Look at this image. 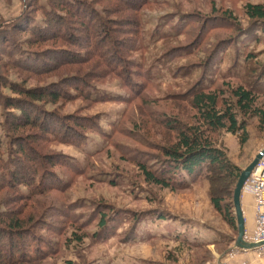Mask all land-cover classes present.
<instances>
[{
    "label": "rangeland",
    "instance_id": "374dc122",
    "mask_svg": "<svg viewBox=\"0 0 264 264\" xmlns=\"http://www.w3.org/2000/svg\"><path fill=\"white\" fill-rule=\"evenodd\" d=\"M260 2L264 0H146L137 11L121 12L112 8L116 1L106 0L101 5L109 10L106 17H114L118 23L138 16L141 31L126 38L131 46L126 47L127 58L133 63L129 70L112 73L106 69L101 76L104 69L95 55L92 63L79 68L65 65L54 73L35 74L15 63L32 50L58 55L60 51L52 48H66L67 44L28 46L25 41L31 32L12 29L23 14L28 18L22 19V27L27 21L31 26H43L49 0H0V183L14 170L6 127L9 108L1 98L16 97L10 84L45 87L67 80L73 83L90 71L94 76L86 84L90 98L72 88L71 98L37 103L63 116L90 120L86 121L95 129L89 127L75 143L54 138L45 141V154L65 157L53 168V184H45L39 175L36 180L42 182L34 185L37 191L19 186L29 206L25 215L37 205L34 223L27 226L30 232L23 239L28 242V252H52L43 264H208L217 261L214 250L221 254L226 250L221 262L227 258L238 225L237 230L232 228L217 212L212 194L216 186L224 191L226 201L234 203L238 181L226 186L225 180H219L224 187L212 184L203 174L188 188L170 190L149 183L141 165L156 171L162 159L159 146L177 141L178 131L169 128L167 121L200 125L194 95L215 93L220 107L234 108V91L243 86L260 103L264 101V80L259 76L264 72V31L246 12L247 3ZM3 32L15 39L18 51L13 42L1 40ZM113 47L105 42L99 49L110 63H115ZM8 49L15 52L8 55ZM237 115L242 117L240 112ZM247 119L249 140L244 146L239 136L204 127L216 147L224 149L242 170L254 159L249 157L251 152L264 147L258 118ZM17 196L14 188L4 186L1 208L24 205L26 201ZM233 211L236 216L235 207ZM103 215L108 220L105 240L96 237V232L103 234L99 225ZM15 241L22 244L19 238ZM9 242L3 239L4 245Z\"/></svg>",
    "mask_w": 264,
    "mask_h": 264
},
{
    "label": "trees",
    "instance_id": "16d2710c",
    "mask_svg": "<svg viewBox=\"0 0 264 264\" xmlns=\"http://www.w3.org/2000/svg\"><path fill=\"white\" fill-rule=\"evenodd\" d=\"M105 1L49 0L50 9L44 10L45 21L43 26H31L30 22L27 21L26 27H22L24 22L22 19L28 18L26 14H23L13 24L12 29L16 32H31V36L25 41L28 46L60 41L66 43L67 47L52 48L53 51H60L58 55L62 54L65 57L57 58L58 55L47 54L45 50H32L27 55L18 57L15 63L17 62L19 66H23L35 74L40 72L54 73L57 72L58 68L65 65H70L73 68L78 66L79 68L83 63L90 62V59L95 55L100 57L99 60L102 63L100 65L104 69V72H99L101 76H104L107 70L112 73H117L115 72L117 70L120 73L129 70L133 63L127 58L126 47L131 46L126 38L130 34L134 36L140 33L141 21L137 16L133 19L127 17L125 21L117 23L116 18L106 17L105 12L109 10L107 7L101 6ZM112 1L117 2L116 6H112L113 10L117 9L121 12L137 11L146 2V0ZM99 5L102 9L97 7ZM246 12L251 20L258 23V29L264 31V3H247ZM122 25L126 27H120ZM62 27L64 32H61ZM1 40H4L5 44L13 42L14 48H19L15 39L5 36L4 32L1 33ZM105 42L114 46L115 63H110L105 53L99 50ZM120 47H124V49ZM14 50L8 49L7 54L11 55ZM93 64L96 65L97 63L94 62ZM90 72L83 74V77L76 79L73 83L67 80L62 84L54 83L53 85L34 88L15 82L10 84V88L16 97L2 96L1 98L2 104L9 108L6 116V127L10 138L8 142L12 149L10 163H13L14 170H9L8 175L0 183V190L4 186L14 188L18 199L26 201L22 190L19 189L20 185L30 186L33 191H37L34 185H39L42 182V180H36L39 175L45 184L52 185L53 168L64 162L65 157L62 159V156L56 157V155L45 154L43 151L45 141L54 138L55 140L75 143L82 136L80 134H84L83 132L89 127L93 126L92 129H95L94 124L87 122L90 120L83 119L78 115L63 116L57 112L48 111L37 104L39 101L57 102L66 97L71 98L72 88L90 98L92 94L86 86L90 82L88 79L94 77ZM259 76L260 79L264 80V72ZM0 85H3L1 78ZM234 94L237 98L234 108L232 105L220 107L215 93L194 95L193 104L200 114V125L198 124V126H187L177 119L167 121L169 128L178 131V139L171 146H159V155L162 156V159L159 160L160 165L156 171H149L146 165H141L149 183L176 190L188 188L194 180L203 174H206L212 184L218 183L224 187L238 181L242 171L241 167L229 158L224 149L216 147L204 129L205 126H208L213 130L223 129L227 133L237 135L240 138L241 146H244L249 140V121L247 118H258L259 126L264 130V101L260 103L259 97L251 89H246L243 86H239ZM12 108L13 111H11ZM237 112L241 113V118ZM47 179L49 181H46ZM221 179L226 181V186L219 182ZM223 192L215 186L212 203L226 222L237 230V217L233 211L234 203L226 201L222 197ZM28 200H32V197H28ZM7 206L8 209L5 210L0 206V264H43L44 260L52 255V252L47 250L32 254L25 248L28 243L27 240L23 241L30 232L27 226L34 223L33 215L37 211V205L31 206L29 211L31 213L28 212L27 215H25V211L29 209L27 201L24 205L16 206V208H12V205ZM106 218L103 215L99 221L103 234L100 233L101 231L96 232V237L103 240L108 238V234L105 232L108 229ZM180 237L182 235H179L177 240ZM4 238L9 239V245H4ZM17 238L22 244L16 243L15 239ZM78 238L81 239V237ZM68 264L76 263L69 261Z\"/></svg>",
    "mask_w": 264,
    "mask_h": 264
},
{
    "label": "built area",
    "instance_id": "2783aa9c",
    "mask_svg": "<svg viewBox=\"0 0 264 264\" xmlns=\"http://www.w3.org/2000/svg\"><path fill=\"white\" fill-rule=\"evenodd\" d=\"M243 192L250 193L254 196L256 220L254 229L251 233L246 232L244 238L248 242L263 243L255 248L254 251L259 258H264V153L247 179ZM242 250L234 244L228 250L226 259L234 258ZM208 264H226V262H210Z\"/></svg>",
    "mask_w": 264,
    "mask_h": 264
},
{
    "label": "water",
    "instance_id": "95a60500",
    "mask_svg": "<svg viewBox=\"0 0 264 264\" xmlns=\"http://www.w3.org/2000/svg\"><path fill=\"white\" fill-rule=\"evenodd\" d=\"M264 153V147L256 154L254 159L251 163L241 171V174L238 178V182L236 184L235 192H234V207L235 213L237 217V225H238V236L235 241V246L243 249V250H254L258 246L262 245L263 243H253L248 242L245 240L246 234V218L242 208V196H243V189L244 185L251 175L253 169L258 164L259 160L261 159Z\"/></svg>",
    "mask_w": 264,
    "mask_h": 264
},
{
    "label": "crops",
    "instance_id": "0c3cea01",
    "mask_svg": "<svg viewBox=\"0 0 264 264\" xmlns=\"http://www.w3.org/2000/svg\"><path fill=\"white\" fill-rule=\"evenodd\" d=\"M230 134V133H229ZM233 135V134H232ZM237 136V135H233ZM260 149V148H259ZM259 150L251 152L249 157L254 158ZM255 201L254 196L250 193H243L242 196V208L246 218V231L251 233L255 227ZM231 247V246H230ZM229 247V248H230ZM229 248L227 250H229ZM226 250L224 251V253ZM221 254L214 250V254L216 255L215 259L217 261L220 260L221 257L224 258L225 254ZM215 261V262H217ZM222 262H226V264H264V258H259L254 250H242L240 251L234 258L232 259H223ZM220 260V263H222ZM219 263V262H217Z\"/></svg>",
    "mask_w": 264,
    "mask_h": 264
}]
</instances>
